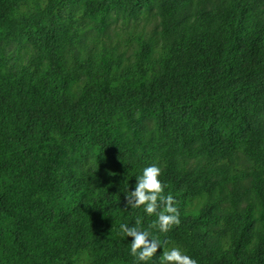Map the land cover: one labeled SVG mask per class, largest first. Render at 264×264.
Returning <instances> with one entry per match:
<instances>
[{"label":"trees","instance_id":"obj_1","mask_svg":"<svg viewBox=\"0 0 264 264\" xmlns=\"http://www.w3.org/2000/svg\"><path fill=\"white\" fill-rule=\"evenodd\" d=\"M174 250L264 264V0H0V264Z\"/></svg>","mask_w":264,"mask_h":264},{"label":"rangeland","instance_id":"obj_2","mask_svg":"<svg viewBox=\"0 0 264 264\" xmlns=\"http://www.w3.org/2000/svg\"><path fill=\"white\" fill-rule=\"evenodd\" d=\"M157 9L154 8L152 11H150L147 15H145L141 20L137 22H131L127 24H123L122 21H114L111 26L106 31V34L104 36V39L106 40L107 46H112L114 44H119L120 50H127V57L131 56L132 53V47L135 46V42L133 45H127L125 47V44H127V40L130 37L143 35L144 38L149 39L155 32L159 30L158 28V20L156 16ZM148 124L151 125V122ZM241 162H245V160L242 158ZM249 189V183H245L241 190L245 191ZM248 196L249 193H247L238 204V211L240 214L244 213V210L247 207L248 203ZM187 263V257L185 254L174 250L167 259V264H185Z\"/></svg>","mask_w":264,"mask_h":264}]
</instances>
